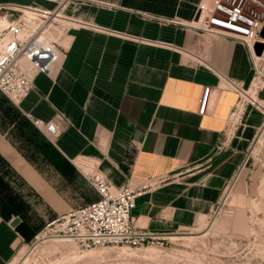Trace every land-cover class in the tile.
Returning a JSON list of instances; mask_svg holds the SVG:
<instances>
[{
	"label": "crops",
	"instance_id": "1",
	"mask_svg": "<svg viewBox=\"0 0 264 264\" xmlns=\"http://www.w3.org/2000/svg\"><path fill=\"white\" fill-rule=\"evenodd\" d=\"M202 1L66 0L56 8L0 0L3 13L35 5L60 15L51 72L37 74L19 102L0 93V264L37 232L22 214V181L50 208V220L83 205L68 192L97 172L144 190L134 221L148 234L203 224L262 123L264 53L255 67L244 42L196 29ZM255 78L263 83L257 102L229 137L230 116ZM207 86L209 109L200 114ZM35 120L59 122L62 132L50 138Z\"/></svg>",
	"mask_w": 264,
	"mask_h": 264
},
{
	"label": "rangeland",
	"instance_id": "2",
	"mask_svg": "<svg viewBox=\"0 0 264 264\" xmlns=\"http://www.w3.org/2000/svg\"><path fill=\"white\" fill-rule=\"evenodd\" d=\"M49 1L59 7L56 1ZM27 6L4 9L0 20L3 21V17L10 21L3 16L7 10L14 19ZM57 23L60 24L56 21L55 25ZM6 24L4 20L0 27ZM262 84L260 78H255L243 88L250 98L242 92L229 119V137L243 125L251 100L257 99ZM261 114L262 123L252 135L246 161L239 164L226 182L201 226L182 229L166 237L156 236L138 246L78 248L73 240L57 237L52 226H47L52 216L50 208L40 197L33 196L34 192L22 181V191L27 193L25 200H36L35 205L22 201V214L37 232L22 241L9 264H264V108ZM78 184L74 194L68 192L71 198L81 200L83 205L98 198L90 183L80 179Z\"/></svg>",
	"mask_w": 264,
	"mask_h": 264
},
{
	"label": "built area",
	"instance_id": "3",
	"mask_svg": "<svg viewBox=\"0 0 264 264\" xmlns=\"http://www.w3.org/2000/svg\"><path fill=\"white\" fill-rule=\"evenodd\" d=\"M53 1L60 5L66 0ZM40 11L42 15L29 16L23 9L21 15L12 18L0 30V93L13 102L28 96L35 76L49 74L60 56L58 40L51 33L56 20L54 11ZM194 23V27L203 32L244 42L257 67L264 53L263 49L258 55L254 49L256 42L264 43V0H203L198 5ZM251 102L255 104L257 99L253 97ZM209 104L210 87L207 86L200 98V114L207 112ZM34 124L50 138L62 132L56 121L35 120ZM87 179L99 198L48 222L47 226H52L57 237L71 239L82 249L138 246L156 237L142 231L134 221L142 188L129 182L117 185L97 172L88 174Z\"/></svg>",
	"mask_w": 264,
	"mask_h": 264
},
{
	"label": "water",
	"instance_id": "4",
	"mask_svg": "<svg viewBox=\"0 0 264 264\" xmlns=\"http://www.w3.org/2000/svg\"><path fill=\"white\" fill-rule=\"evenodd\" d=\"M262 35L264 37V28L262 30ZM254 49H255V53L258 54V55H261L262 52H263V49H264V43L263 42H256L255 45H254ZM21 221V218L19 216H16L14 217L12 220H11V225L12 226H17L18 223Z\"/></svg>",
	"mask_w": 264,
	"mask_h": 264
},
{
	"label": "bare ground",
	"instance_id": "5",
	"mask_svg": "<svg viewBox=\"0 0 264 264\" xmlns=\"http://www.w3.org/2000/svg\"><path fill=\"white\" fill-rule=\"evenodd\" d=\"M24 10H25L26 12H29V13L31 14V15H30V14L27 13L29 16H35L36 14H41V15H42V13H43V12L40 11V9L35 8V7H30V6L24 7ZM59 16H60L59 14H56V15H55L56 18H58ZM1 18L4 19V20H7V24H8V22H9L8 19L3 18V17H1ZM4 20H3V21H4ZM3 21L0 20V23L3 22ZM7 24H6V25H7ZM6 25L1 26L0 29L3 28V27H5Z\"/></svg>",
	"mask_w": 264,
	"mask_h": 264
}]
</instances>
